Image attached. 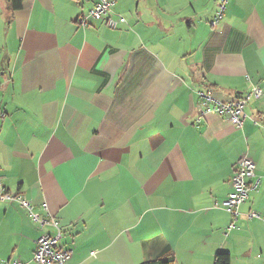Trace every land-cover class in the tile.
Returning <instances> with one entry per match:
<instances>
[{"label": "crops", "instance_id": "1", "mask_svg": "<svg viewBox=\"0 0 264 264\" xmlns=\"http://www.w3.org/2000/svg\"><path fill=\"white\" fill-rule=\"evenodd\" d=\"M98 0H0V192L53 217L66 264H264V94L241 126L203 99L264 93V0H115L125 21L77 23ZM255 165L237 216L233 165ZM254 212L257 216H251ZM234 221V226L228 229ZM0 199V260L54 234ZM94 251V255L90 252Z\"/></svg>", "mask_w": 264, "mask_h": 264}, {"label": "built area", "instance_id": "2", "mask_svg": "<svg viewBox=\"0 0 264 264\" xmlns=\"http://www.w3.org/2000/svg\"><path fill=\"white\" fill-rule=\"evenodd\" d=\"M115 0H98L90 9L81 12L77 17V23L86 26L90 20H98L103 18L105 24L110 28H117L118 25L125 21L122 16L114 14L112 7ZM225 0H219L216 4L217 9L211 24L215 25L222 17L224 11ZM263 90L258 86H252L251 89L243 94L235 95L231 100L226 102H216L213 106H208L207 102L212 99L210 92L200 93L203 99V108L200 110V115L207 112H214L224 115L228 118L234 126H241L246 116L244 108L251 98L259 99L263 96ZM254 162L247 155H242L233 165V172L231 176V191L228 196L221 201L220 206L231 212L234 219L238 214L239 205L245 201L248 196V190L257 186V181H251L254 177ZM0 199L15 200L24 206L31 214L33 220L40 226L52 225L56 228L54 234L42 233L35 240V248L31 261L35 264H66L71 258L73 249L70 245L60 244L62 238V231L58 226L57 221L49 215H35L32 212V206L28 200L19 195H13L5 191L0 192ZM251 216H257L256 213L251 212ZM234 226L232 221L228 229ZM94 251L90 254L94 255ZM0 264H28V262L13 260H0Z\"/></svg>", "mask_w": 264, "mask_h": 264}, {"label": "trees", "instance_id": "3", "mask_svg": "<svg viewBox=\"0 0 264 264\" xmlns=\"http://www.w3.org/2000/svg\"><path fill=\"white\" fill-rule=\"evenodd\" d=\"M27 0H8L9 7L11 9L21 8ZM229 258L226 253H219L216 257L217 264H228ZM174 257L169 248L163 250L158 256L144 260L139 264H173Z\"/></svg>", "mask_w": 264, "mask_h": 264}]
</instances>
